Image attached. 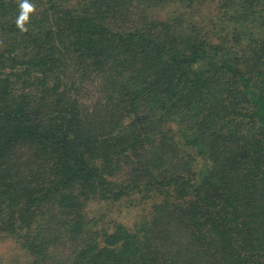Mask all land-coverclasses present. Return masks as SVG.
Returning a JSON list of instances; mask_svg holds the SVG:
<instances>
[{
	"label": "trees",
	"instance_id": "obj_1",
	"mask_svg": "<svg viewBox=\"0 0 264 264\" xmlns=\"http://www.w3.org/2000/svg\"><path fill=\"white\" fill-rule=\"evenodd\" d=\"M30 2L21 32L0 0V240L20 264H264V0Z\"/></svg>",
	"mask_w": 264,
	"mask_h": 264
},
{
	"label": "rangeland",
	"instance_id": "obj_2",
	"mask_svg": "<svg viewBox=\"0 0 264 264\" xmlns=\"http://www.w3.org/2000/svg\"><path fill=\"white\" fill-rule=\"evenodd\" d=\"M205 14L210 15V10L205 9L203 11ZM228 22V19H224ZM231 27V26H230ZM138 203V202H137ZM146 206V202H143ZM143 207L141 205H131L129 206H120V207H105L97 201H92L87 207V211L90 215H95L99 218L101 213H105L106 217L103 221L111 222L112 220L126 222L127 224H132L133 221L138 220L139 217L143 214ZM16 261L15 264H20L25 261V256L17 248H15V243L12 239L6 238L0 240V260L1 258L9 257Z\"/></svg>",
	"mask_w": 264,
	"mask_h": 264
},
{
	"label": "clouds",
	"instance_id": "obj_3",
	"mask_svg": "<svg viewBox=\"0 0 264 264\" xmlns=\"http://www.w3.org/2000/svg\"><path fill=\"white\" fill-rule=\"evenodd\" d=\"M19 10L16 26L21 32H27L26 25L30 23L31 15L36 13V7L30 0H19Z\"/></svg>",
	"mask_w": 264,
	"mask_h": 264
}]
</instances>
